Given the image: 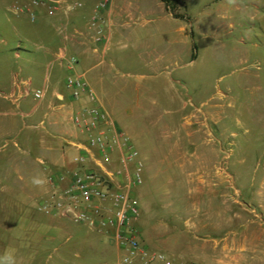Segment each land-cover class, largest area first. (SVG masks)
<instances>
[{"label": "rangeland", "instance_id": "374dc122", "mask_svg": "<svg viewBox=\"0 0 264 264\" xmlns=\"http://www.w3.org/2000/svg\"><path fill=\"white\" fill-rule=\"evenodd\" d=\"M33 1L0 0V82L10 84L19 73V82L32 78L31 92L43 86L46 74L34 66L41 63L38 56L43 57L36 48L59 36V55L68 48L64 34L77 40L74 19L85 13L88 0H70L84 8L69 17H51ZM178 2L183 19L177 20L188 25L192 36L179 67L171 72L147 64L145 40L172 28L138 25L131 37L120 32L114 37L103 67L108 89L99 94L90 88L115 125L131 138L144 165L143 184L136 190L143 244L152 252H164L158 248L163 241L188 259L190 250H209L213 240L229 238L234 263L247 236L262 253L248 255L246 264H264V0ZM245 4L248 9L240 11ZM14 6H26L36 17L16 14ZM225 16L247 28L237 27L226 38L216 28ZM68 18L72 24L55 27L59 19ZM239 37L242 43L235 41ZM235 46L249 50L245 62ZM161 48L156 46L154 52ZM16 52L22 60L15 58ZM69 74L59 66L51 69L63 88ZM36 102L33 94L26 100L29 106ZM33 194L31 188H0V264L6 252L12 253L15 264L119 263L122 253L111 238L84 225L51 217L48 227H42L39 216L34 232L23 231L34 227L22 224V209L28 207L24 199L28 202ZM149 241L157 247L150 248Z\"/></svg>", "mask_w": 264, "mask_h": 264}, {"label": "crops", "instance_id": "0c3cea01", "mask_svg": "<svg viewBox=\"0 0 264 264\" xmlns=\"http://www.w3.org/2000/svg\"><path fill=\"white\" fill-rule=\"evenodd\" d=\"M100 2H107V7L97 10ZM85 3V13L82 15L80 13L74 19L81 35L77 37V40L71 39L65 43L68 44V54L79 58L75 73L84 74L90 87L97 93L100 94L108 89V80L105 77L108 72L103 67L114 37L118 32L131 37L138 25L148 27V25L156 24V29L160 30L172 28L170 32L164 31V35L145 40L149 49L147 64L153 70L171 72L179 67L184 46L191 41L192 36L189 34L188 25L182 20L174 19L162 0H88ZM241 9H248V6L241 5L239 10ZM95 18L98 21L102 20L101 28L104 30L102 43H96L94 39V29L91 25ZM64 20L59 19L55 27L59 29L62 25L73 23L69 18ZM216 23V28L226 38L231 37L232 32L244 24L241 21L239 23L228 21L226 16L224 21ZM156 29L155 32H160ZM171 33L174 37H169ZM193 33L195 34L194 30ZM58 39L56 41L50 38L47 42L43 41L44 46L37 47L35 52L43 55V57L38 56L41 63L34 64L36 70L45 69L46 71L44 84L41 87L48 91L44 101L36 102L34 99L36 104L33 106L26 103L32 95V78L19 82V73H16L10 84L7 81L0 82V188H31L36 191V194L29 197L28 202L24 199V204H28V207L22 209L24 212L22 224H31L34 227H22L23 231L34 232L39 227V216V219L43 221L40 223L42 227H48L51 217L42 214L39 205L50 197L52 180L65 174L67 170L75 168L72 159L79 153L76 145L87 140L85 134L74 125L73 114L91 106L92 103L87 95L73 101L66 85L63 88L51 75V69L55 66L67 71L56 54L57 48L63 42L59 36ZM236 40L242 43V38L239 37ZM159 45L162 51L155 53V47ZM245 47L235 46L243 62L246 61L244 56L246 57L249 53ZM15 58L23 59L20 52L15 53ZM23 120L26 122L23 123ZM26 128L28 130L24 132ZM143 148V154H147V148L145 146ZM245 239L246 243L240 249L239 260L235 259L234 263L230 261L234 258H230L229 238L224 237L213 240V246L209 250L204 248L190 250L188 259L178 255L175 249L172 252L163 241L158 242V248L164 252H158L183 263L194 260L202 264H246L248 255L262 253V250L248 243L249 237L246 236ZM220 245L222 248H219ZM149 247L157 246L149 241Z\"/></svg>", "mask_w": 264, "mask_h": 264}, {"label": "built area", "instance_id": "2783aa9c", "mask_svg": "<svg viewBox=\"0 0 264 264\" xmlns=\"http://www.w3.org/2000/svg\"><path fill=\"white\" fill-rule=\"evenodd\" d=\"M32 5L43 6L51 17L60 14L69 17L75 9L84 8L83 3L71 4L70 0H34ZM106 7L107 2H101L97 10ZM13 9L16 14L30 12L36 17L26 6ZM101 25L102 20L96 18L91 25L96 43L104 41ZM77 34L81 35L79 31ZM63 38L70 41L65 34ZM58 58L70 73L66 87L73 101L87 95L92 105L73 114L74 125L87 140L76 145L79 153L72 159L75 168L52 180L50 198L41 204L40 210L47 216L108 235L122 253L118 264H177L162 253L150 251L141 240L137 228L140 207L136 190L143 184L144 165L138 149L115 125L84 74L75 73L79 61L68 54L67 46L60 50ZM32 92L39 102L48 94L46 88H36Z\"/></svg>", "mask_w": 264, "mask_h": 264}, {"label": "trees", "instance_id": "16d2710c", "mask_svg": "<svg viewBox=\"0 0 264 264\" xmlns=\"http://www.w3.org/2000/svg\"><path fill=\"white\" fill-rule=\"evenodd\" d=\"M167 11L175 18V19H183L182 15H180L179 2L178 0H162Z\"/></svg>", "mask_w": 264, "mask_h": 264}, {"label": "clouds", "instance_id": "9594fccd", "mask_svg": "<svg viewBox=\"0 0 264 264\" xmlns=\"http://www.w3.org/2000/svg\"><path fill=\"white\" fill-rule=\"evenodd\" d=\"M3 264H15L14 257L11 252H6L2 258Z\"/></svg>", "mask_w": 264, "mask_h": 264}]
</instances>
